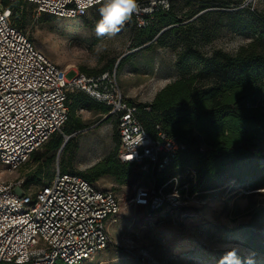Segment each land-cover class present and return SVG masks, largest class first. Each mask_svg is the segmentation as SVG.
Instances as JSON below:
<instances>
[{
    "label": "rangeland",
    "instance_id": "obj_1",
    "mask_svg": "<svg viewBox=\"0 0 264 264\" xmlns=\"http://www.w3.org/2000/svg\"><path fill=\"white\" fill-rule=\"evenodd\" d=\"M169 4L182 19L180 25L192 23V41L204 56L215 50L234 55L254 42L258 20H264V0H253L254 11L224 10L209 0H169ZM201 5L207 7L200 9ZM21 6V28L37 49L66 71L68 79L113 72L117 86L133 104L151 103L165 85L200 68L194 62L185 66L178 62L182 47L176 38L163 47L145 49L146 44L131 49L130 24L110 38H98L95 24L103 5L77 18L38 14L30 3ZM110 65L111 70L103 71ZM76 115L83 129L61 131L64 147L56 151L42 147L15 170L0 164V179L20 181L22 190L31 191L57 170L86 172L117 150L119 135L112 115L82 105ZM255 152L259 155L227 165L215 179L199 180L198 195L176 213H149L127 203L133 193L131 177L126 181L104 175L92 181L114 191L121 210L108 223L112 243L77 264H264V142ZM132 171V167L123 169L126 175L132 176ZM149 181L148 176L142 179Z\"/></svg>",
    "mask_w": 264,
    "mask_h": 264
},
{
    "label": "built area",
    "instance_id": "obj_2",
    "mask_svg": "<svg viewBox=\"0 0 264 264\" xmlns=\"http://www.w3.org/2000/svg\"><path fill=\"white\" fill-rule=\"evenodd\" d=\"M4 1L30 3L38 14L59 18L84 17L104 3L0 0V164L18 169L54 132L61 131L69 113L67 92L79 88L109 107L119 135L118 159L132 163L150 179L133 186L127 203L159 215L181 211L184 202L198 195L191 188L200 180L194 168L174 165L186 145L159 125L153 134L144 128L138 106L123 95L115 73L68 79L64 69L33 45L18 25L21 17L3 7ZM252 2L243 0L237 8L254 11ZM138 4L140 10L121 28L146 27L158 8H169L168 0ZM113 192L78 173L60 170L31 191L22 190L20 181L0 179V264H55L57 260L77 264L98 254L112 243L108 223L121 210Z\"/></svg>",
    "mask_w": 264,
    "mask_h": 264
},
{
    "label": "trees",
    "instance_id": "obj_3",
    "mask_svg": "<svg viewBox=\"0 0 264 264\" xmlns=\"http://www.w3.org/2000/svg\"><path fill=\"white\" fill-rule=\"evenodd\" d=\"M209 1L224 10L245 8L251 11L248 7L237 8V4L243 0ZM22 4L20 1L12 3L4 1L3 7L13 9V12H17L23 18V10L18 7ZM101 5L103 4L98 6ZM206 7L201 5L200 9ZM172 10L170 4L168 9L158 8L154 12L152 23L148 26L139 28L132 25L130 48L136 49L146 44L148 45L144 47L145 49L163 47L168 45V39L176 38L182 47L178 52V62L183 66L194 62L199 64L200 68L165 85L151 103L137 105L138 118L150 134H153L156 125H159L168 135L186 145V149L174 163L175 166L192 167L198 173V179L212 180L227 165L241 164L248 161L251 155H259V152L255 151L258 144L264 142V20H258L260 27L254 42L241 48L234 55L215 50L210 56H204L195 48L192 41V23L180 25L182 19L173 14ZM42 14L55 16L49 13ZM121 61L122 59L119 63ZM112 66L103 71L111 70ZM103 73L113 72L87 76H98ZM67 105L69 113L61 129L67 134L83 129V123L76 115V108L79 105L88 109H98L103 113L109 111L107 105L94 100L85 91L75 87L67 92ZM61 131L54 132L40 148L47 147L51 151H56L64 147ZM117 150L110 153L103 162L78 174L91 182L101 176L110 175L118 179L125 178L126 181L131 177L133 186L136 183L142 184L144 173L132 163L121 162L117 157ZM126 167L133 168L132 176L123 172ZM52 176L53 174L47 175L43 184ZM198 188L199 184L193 186L191 192H197ZM55 264L66 263L57 260Z\"/></svg>",
    "mask_w": 264,
    "mask_h": 264
},
{
    "label": "clouds",
    "instance_id": "obj_4",
    "mask_svg": "<svg viewBox=\"0 0 264 264\" xmlns=\"http://www.w3.org/2000/svg\"><path fill=\"white\" fill-rule=\"evenodd\" d=\"M139 10L138 0H104L95 24L96 36L110 38L116 35L121 26Z\"/></svg>",
    "mask_w": 264,
    "mask_h": 264
}]
</instances>
